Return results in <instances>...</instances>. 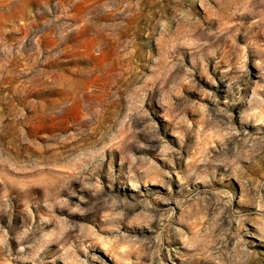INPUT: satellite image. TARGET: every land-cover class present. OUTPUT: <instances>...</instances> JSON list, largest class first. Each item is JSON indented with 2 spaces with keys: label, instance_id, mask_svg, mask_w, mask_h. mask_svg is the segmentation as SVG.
I'll return each instance as SVG.
<instances>
[{
  "label": "rangeland",
  "instance_id": "1",
  "mask_svg": "<svg viewBox=\"0 0 264 264\" xmlns=\"http://www.w3.org/2000/svg\"><path fill=\"white\" fill-rule=\"evenodd\" d=\"M0 264H264V0H0Z\"/></svg>",
  "mask_w": 264,
  "mask_h": 264
}]
</instances>
